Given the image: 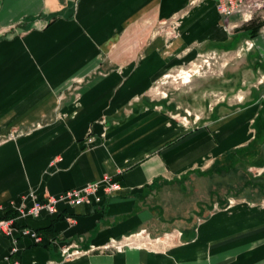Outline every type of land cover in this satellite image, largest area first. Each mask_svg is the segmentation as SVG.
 Returning a JSON list of instances; mask_svg holds the SVG:
<instances>
[{
	"label": "crops",
	"instance_id": "0c3cea01",
	"mask_svg": "<svg viewBox=\"0 0 264 264\" xmlns=\"http://www.w3.org/2000/svg\"><path fill=\"white\" fill-rule=\"evenodd\" d=\"M251 6L248 21L215 0H0V219L16 228L0 264H264V0ZM214 50L225 92L233 61L249 65L239 108L183 119L211 91L196 81L155 99ZM104 176L121 190L20 214L31 193Z\"/></svg>",
	"mask_w": 264,
	"mask_h": 264
},
{
	"label": "rangeland",
	"instance_id": "374dc122",
	"mask_svg": "<svg viewBox=\"0 0 264 264\" xmlns=\"http://www.w3.org/2000/svg\"><path fill=\"white\" fill-rule=\"evenodd\" d=\"M175 36V32L173 34ZM223 52L212 51L211 53L202 54L198 57L195 63L188 64L186 68L180 69L179 71H174L170 77L163 79L159 82L156 89L155 99L159 100H171L174 96L172 93L177 89L180 90L183 86L187 90L186 85H192L191 83L196 81V85H199L210 92L201 93L202 103L199 107V111L196 112L195 109L183 108L180 109V113L183 114V119L188 117H197L208 119L210 115L213 114L214 110L222 105H227V102H231L232 109L239 108L241 99L240 90L241 86L247 87L251 86L252 80H248L250 77L249 65L243 62L241 57H238V61H233L234 66H232L235 74V78L232 79L233 91H224L223 80H224V69L226 66V60H224ZM235 56H233L234 58ZM192 75L191 77L189 76ZM248 78V79H247ZM242 82L240 83V81ZM190 80V81H187ZM240 80V81H239ZM239 82V83H238ZM162 84V85H161ZM240 86V87H239ZM244 96V95H243ZM244 102V101H243ZM217 107V108H216ZM185 110V111H184ZM261 118L257 121L256 127L262 126Z\"/></svg>",
	"mask_w": 264,
	"mask_h": 264
},
{
	"label": "built area",
	"instance_id": "2783aa9c",
	"mask_svg": "<svg viewBox=\"0 0 264 264\" xmlns=\"http://www.w3.org/2000/svg\"><path fill=\"white\" fill-rule=\"evenodd\" d=\"M196 2V1H195ZM252 0H215L216 7L220 11V15L227 16V18L236 15V13L241 14L244 20L248 16L247 14L251 13L253 10L251 6ZM189 74V73H187ZM190 75V74H189ZM94 138H89V142L92 143ZM102 184H104V190L107 195L118 193L122 186L119 182L115 181L113 178L104 176L101 180H96L87 183L81 188H71L63 191L61 194L54 196L48 195L43 199H38L37 196L33 193L30 196L34 199V203L31 207H27L25 204L19 208L20 214L22 216H38L41 211L46 210L50 213H56L58 211V206L61 203H65L70 206H75L79 203H87L94 198L98 191L101 189ZM15 226L13 225V220L10 219H0V231L8 235H12L15 231ZM22 234H32L37 236L36 232L23 228L21 230ZM68 256L73 253H66ZM10 264H20L19 260L13 259L10 261Z\"/></svg>",
	"mask_w": 264,
	"mask_h": 264
},
{
	"label": "trees",
	"instance_id": "16d2710c",
	"mask_svg": "<svg viewBox=\"0 0 264 264\" xmlns=\"http://www.w3.org/2000/svg\"><path fill=\"white\" fill-rule=\"evenodd\" d=\"M263 127H264V126H260V129L262 128V129H261L262 131L264 130ZM263 132H264V131H263ZM261 133H262V132H261ZM262 141H263V140H261V139H257V140H256V142H258V144L261 143Z\"/></svg>",
	"mask_w": 264,
	"mask_h": 264
},
{
	"label": "bare ground",
	"instance_id": "6f19581e",
	"mask_svg": "<svg viewBox=\"0 0 264 264\" xmlns=\"http://www.w3.org/2000/svg\"><path fill=\"white\" fill-rule=\"evenodd\" d=\"M190 77L192 76V75H189Z\"/></svg>",
	"mask_w": 264,
	"mask_h": 264
}]
</instances>
